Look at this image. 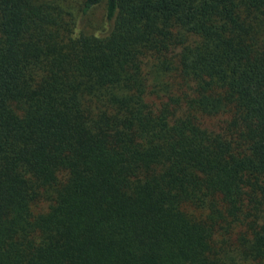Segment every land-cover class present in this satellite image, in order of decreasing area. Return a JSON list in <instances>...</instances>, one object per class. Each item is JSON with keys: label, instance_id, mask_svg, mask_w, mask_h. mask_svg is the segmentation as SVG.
I'll use <instances>...</instances> for the list:
<instances>
[{"label": "trees", "instance_id": "16d2710c", "mask_svg": "<svg viewBox=\"0 0 264 264\" xmlns=\"http://www.w3.org/2000/svg\"><path fill=\"white\" fill-rule=\"evenodd\" d=\"M65 2L0 0V264H264V0Z\"/></svg>", "mask_w": 264, "mask_h": 264}, {"label": "rangeland", "instance_id": "374dc122", "mask_svg": "<svg viewBox=\"0 0 264 264\" xmlns=\"http://www.w3.org/2000/svg\"><path fill=\"white\" fill-rule=\"evenodd\" d=\"M78 1L79 0H66V5L62 3L61 7L75 12L77 11ZM105 27L104 4L102 3L100 6L92 10L91 13L87 15L80 24L77 25L75 34H79L81 32L88 34H100L102 30L105 29ZM41 207L43 208V206Z\"/></svg>", "mask_w": 264, "mask_h": 264}]
</instances>
